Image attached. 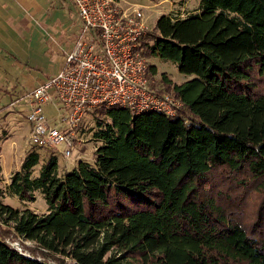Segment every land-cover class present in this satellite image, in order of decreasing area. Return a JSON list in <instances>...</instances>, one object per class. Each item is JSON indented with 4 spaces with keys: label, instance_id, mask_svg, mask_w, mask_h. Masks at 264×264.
I'll use <instances>...</instances> for the list:
<instances>
[{
    "label": "trees",
    "instance_id": "16d2710c",
    "mask_svg": "<svg viewBox=\"0 0 264 264\" xmlns=\"http://www.w3.org/2000/svg\"><path fill=\"white\" fill-rule=\"evenodd\" d=\"M140 46L192 75L159 80L183 111L94 109V160L64 173L53 149L41 164L28 149L7 189L29 201L40 190L47 211L0 199V264H264V208L247 216L238 191L264 194V0L162 13ZM3 179L0 164V197ZM10 228L33 256L6 241Z\"/></svg>",
    "mask_w": 264,
    "mask_h": 264
},
{
    "label": "built area",
    "instance_id": "2783aa9c",
    "mask_svg": "<svg viewBox=\"0 0 264 264\" xmlns=\"http://www.w3.org/2000/svg\"><path fill=\"white\" fill-rule=\"evenodd\" d=\"M73 2L81 28L63 66L11 102L30 124L29 144L66 158L84 141L81 125L98 107L120 104L136 113L156 109L170 115L184 109L181 99L161 88L140 46L150 29L142 7L121 0ZM47 104L56 114L47 113ZM15 234L6 241L26 254L25 238Z\"/></svg>",
    "mask_w": 264,
    "mask_h": 264
},
{
    "label": "rangeland",
    "instance_id": "374dc122",
    "mask_svg": "<svg viewBox=\"0 0 264 264\" xmlns=\"http://www.w3.org/2000/svg\"><path fill=\"white\" fill-rule=\"evenodd\" d=\"M61 1L64 4L71 3V5H73L71 0ZM121 2L125 6L142 7L145 18L150 25V28L155 25L157 16L162 13H170L174 16H185L196 11L200 5V0H121ZM70 7L71 8L65 7L66 11H68L69 13H74L75 7ZM56 16L58 18H62L58 14H56ZM78 18V16L71 14L69 19H71L70 25L72 27H76L77 21L79 20ZM33 20L34 19H31L30 17L29 19H5V23L8 30L13 29L17 33L21 32L20 34L23 37V43H31L34 37L35 27L37 26V24L32 22ZM55 21L57 22H45L49 30L48 33L44 32V34L47 36L45 41L50 42V45L52 47L51 54H49L48 52L49 49H42L43 51L42 53L40 52V57H38V54L36 55L35 53L36 59H40L39 62H31L30 60L24 59L23 64L18 63L21 69L19 72H17V67L14 65L4 68L0 64V101H2L0 103V142L5 136H11L15 139V150H18L19 154L17 151H15L17 153V160L15 159L13 166L21 159L20 154L24 153V147L27 146L28 150L33 147V145L29 144L28 142V136L30 134L29 122L23 115V112L19 111L16 106H13L11 104V102L15 100L18 94H21L26 89L24 83L27 75H33L36 73V75L44 76L49 72L50 69L53 68V65L55 66V63L58 64L63 60L65 54H67V51L69 50L71 42H73L77 35V33L72 35L73 31H71L70 33V31L64 30L65 23L63 20L56 19ZM0 52L2 53L3 51L0 50ZM27 54L30 56L31 53L29 52ZM50 57H52V61H49ZM30 59L33 60V57L30 56ZM149 62L156 65L157 67L155 74L158 82L161 79V75L163 72H166L174 82H182L183 80H185V78H190L192 76L180 72L177 64L173 60H164L157 56H150ZM30 66H35V69H41L42 73L35 72V70L30 68ZM45 108L48 114H56V110H54L53 112L51 104H47ZM95 128V118L93 116V112L90 111L81 125V136L84 138V141L79 144V147L77 149L74 150L70 158H66L63 154H58L60 173H64L73 169L81 159H87L90 161L94 160V151L97 145L100 144V141L97 140L93 134ZM38 149L41 152V164L46 157L48 148L38 147ZM40 164L37 166L36 173H38L39 171ZM2 175L4 178L2 181V185L6 188L5 193L0 197L2 202L22 208L28 206L39 212L47 211L48 205L43 193L40 190H37L35 192V200H23L17 195H14L8 191L7 185L10 179H8V177L4 173H2ZM248 184V187H238V191H240V194L245 191L241 201H246V210L248 212L252 211L249 213L246 212L247 216L251 213L254 214V209H257L259 205H261L259 208H264V194L258 189V183L249 182ZM10 232V237L16 235L13 228H10ZM34 246L35 244L32 240L24 239V241H22L23 252L28 255L33 256L31 248ZM64 259L66 260L65 264H78L70 258Z\"/></svg>",
    "mask_w": 264,
    "mask_h": 264
},
{
    "label": "crops",
    "instance_id": "0c3cea01",
    "mask_svg": "<svg viewBox=\"0 0 264 264\" xmlns=\"http://www.w3.org/2000/svg\"><path fill=\"white\" fill-rule=\"evenodd\" d=\"M71 1L73 5H71V3L64 4L62 3L61 0H0V50L3 51L2 53L0 52V64L4 68L7 66L14 65L17 67V72H19L21 69L18 63L23 64L24 59L30 60L31 62H39L40 59L39 58L36 59V55L38 54V57H40V52L42 53L43 51L42 49L45 50L49 49L48 52L49 54H51L52 47L50 45V42L45 41L47 36L44 34V32L48 33L49 31L47 25L45 24L46 21L57 22L55 21L56 19H61L65 23V27H64L65 31H70V33L71 31H73L72 35L77 33L75 39L73 40V42H71L69 46V50H70L73 47L74 42L81 28L80 20L77 21L76 27L75 26L72 27L70 25L71 19L69 18L71 14L78 16L75 4L73 0ZM70 6L75 7L74 13H69L68 11H66L65 7L71 8ZM56 14L60 15L62 18H58ZM29 17L31 19H34L32 22L37 24L34 31V37L31 42L32 44L29 42L23 43L22 41L23 37L20 34L21 32L17 33L13 29L8 30L6 28V23H5V19H23V18L29 19ZM29 52L31 53L30 56L33 57V60L30 59V56L27 54ZM65 56L60 63L58 64L55 63V66L53 65V68L50 69L48 73L45 71L47 73L46 75L42 74L44 76H41V75H36V73L33 75H27V78L25 79V83H24L26 89L21 94H23L28 89H31L34 86L38 85L40 82L46 79L50 74L59 70L65 62ZM51 59L52 57H50L49 61H52ZM30 68L35 70V72L42 73L41 69L38 68L35 69V66H30ZM186 79L188 78H185V80ZM21 94H18L16 97L20 96ZM1 102L2 101H0V103ZM17 109L19 110V108ZM15 146H16V141L11 136H5L0 142V147H1L0 164L2 166V173H4L8 177V179H10V176L15 169L20 168V165L27 151V146H25L24 153L20 154L21 159L13 166L17 156V153L15 151H17L19 154V151L15 150Z\"/></svg>",
    "mask_w": 264,
    "mask_h": 264
}]
</instances>
